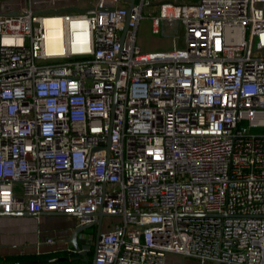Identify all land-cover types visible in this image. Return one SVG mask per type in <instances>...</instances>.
<instances>
[{"label": "built area", "instance_id": "built-area-1", "mask_svg": "<svg viewBox=\"0 0 264 264\" xmlns=\"http://www.w3.org/2000/svg\"><path fill=\"white\" fill-rule=\"evenodd\" d=\"M153 1L0 0V210L101 209L95 264H264V0H157L142 51Z\"/></svg>", "mask_w": 264, "mask_h": 264}, {"label": "crops", "instance_id": "crops-1", "mask_svg": "<svg viewBox=\"0 0 264 264\" xmlns=\"http://www.w3.org/2000/svg\"><path fill=\"white\" fill-rule=\"evenodd\" d=\"M49 214H58V212L48 211L43 212L39 215H28L32 216L33 218V224H30L31 227L36 228V231H38V235H35V233H31L26 235L24 230L27 228L25 224L19 223L20 221L26 220L24 217L19 216H25L23 214H16V213H9L0 215V260L5 261L6 257L9 255H16V254H28V253H53L50 254L47 257L51 256H68L70 259L66 260H59V261H70L76 258L81 257L80 254H71L69 250L66 249L68 246H72L70 243H66L64 241L65 238L61 239L59 243H56V241L47 242L45 239L47 237H50V233L46 236H42V230L36 226L39 224L40 221H43L45 217ZM27 216V215H26ZM30 218V217H29ZM39 221V222H38ZM80 222V219L75 216V218L71 221L73 224L71 227L68 228L66 231V235H69V233L72 232V229L78 225ZM67 238V237H66ZM79 256V257H77ZM88 258L90 259L92 256V250L88 252ZM75 257V258H71ZM84 262H90L88 260H84L82 257L80 258ZM48 261V260H47ZM59 261H49L56 264ZM167 264H218L214 262H200L198 259L188 257V256H182L177 253H169L167 257ZM222 264V263H221Z\"/></svg>", "mask_w": 264, "mask_h": 264}, {"label": "rangeland", "instance_id": "rangeland-1", "mask_svg": "<svg viewBox=\"0 0 264 264\" xmlns=\"http://www.w3.org/2000/svg\"><path fill=\"white\" fill-rule=\"evenodd\" d=\"M174 1H196V0H174ZM158 7V1L154 0L152 3V9L150 10V7L143 9V18L139 23L138 30H137V43L140 45L142 51H160V50H170L172 49V38L170 34H165L162 30L160 33H153L151 31V22H150V15L149 12H155V9ZM82 8V6L80 7ZM162 28V25H161ZM177 39L176 44L179 49L186 48L184 38H183V30L181 27H179V30L176 32ZM24 217L26 220L20 221L19 223L27 225L24 232L26 235L35 233V235H38V231H36V228L31 227L30 224H33V218L32 216H19ZM30 217V218H29ZM75 218L74 215L71 214H49L45 217L43 221H38L39 224L36 222V226L40 230H42V236H47L48 233H50V237L53 241H56V243H59V241L63 238L68 237L69 235H66V231L68 228H72L73 225L71 221ZM108 218L103 219V224L106 223ZM96 228V224L90 225L86 231H93ZM74 229V228H73ZM72 229V230H73Z\"/></svg>", "mask_w": 264, "mask_h": 264}, {"label": "water", "instance_id": "water-1", "mask_svg": "<svg viewBox=\"0 0 264 264\" xmlns=\"http://www.w3.org/2000/svg\"><path fill=\"white\" fill-rule=\"evenodd\" d=\"M132 2L133 0H131L129 7L127 8V20H126L123 31L126 29L127 21L132 11V7H133ZM189 46H190V43H189ZM11 213L23 214V215H35V213L31 211H20V212H11ZM4 214H9V213L0 210V215H4ZM80 215L82 216L83 219L91 218L93 215L97 216L96 217V228H95L96 232L94 235V241L93 242L90 241V237L87 236V231H86V229L90 225L94 224L93 220L86 221V222L76 225L74 229L72 230L71 234L67 238H65L64 241L66 243L72 244L74 248L79 250V254L84 260L89 259L87 255H88V252L92 250V256L89 260L91 261V264H95V259H96L95 248L98 242V236H99L100 229H101V226H100L101 219L103 215H105V213L101 209H99L95 213H80ZM71 258H75V257H71ZM66 259H70V258L68 256H51V257L45 258L44 260L59 261V260H66ZM38 260L39 259H31V258L20 259L16 261H1L0 260V264H25V263L36 262Z\"/></svg>", "mask_w": 264, "mask_h": 264}, {"label": "trees", "instance_id": "trees-1", "mask_svg": "<svg viewBox=\"0 0 264 264\" xmlns=\"http://www.w3.org/2000/svg\"><path fill=\"white\" fill-rule=\"evenodd\" d=\"M50 254H53V253H28V254L9 255L6 257L5 261H16L20 259L31 258V259H39V260L36 262L25 263V264H54L53 262L44 260L45 256H49ZM80 258L81 257L70 260V261H59L56 264H90V262H84Z\"/></svg>", "mask_w": 264, "mask_h": 264}, {"label": "bare ground", "instance_id": "bare-ground-1", "mask_svg": "<svg viewBox=\"0 0 264 264\" xmlns=\"http://www.w3.org/2000/svg\"><path fill=\"white\" fill-rule=\"evenodd\" d=\"M48 21H52L51 19H49ZM54 49H58L59 47H53Z\"/></svg>", "mask_w": 264, "mask_h": 264}, {"label": "flooded vegetation", "instance_id": "flooded-vegetation-1", "mask_svg": "<svg viewBox=\"0 0 264 264\" xmlns=\"http://www.w3.org/2000/svg\"><path fill=\"white\" fill-rule=\"evenodd\" d=\"M95 232H96V231H94V232L92 233V237H93V239H94Z\"/></svg>", "mask_w": 264, "mask_h": 264}]
</instances>
